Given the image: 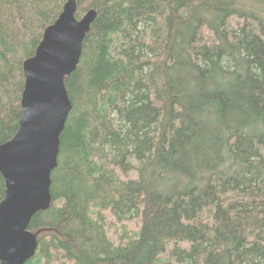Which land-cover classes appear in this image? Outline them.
Listing matches in <instances>:
<instances>
[{"label": "trees", "instance_id": "16d2710c", "mask_svg": "<svg viewBox=\"0 0 264 264\" xmlns=\"http://www.w3.org/2000/svg\"><path fill=\"white\" fill-rule=\"evenodd\" d=\"M66 1L0 0V144ZM77 3L97 15L25 264H264V0Z\"/></svg>", "mask_w": 264, "mask_h": 264}, {"label": "water", "instance_id": "95a60500", "mask_svg": "<svg viewBox=\"0 0 264 264\" xmlns=\"http://www.w3.org/2000/svg\"><path fill=\"white\" fill-rule=\"evenodd\" d=\"M77 8V0L66 1L35 54L23 64L19 129L0 144V172L6 182L0 202V264H25L35 255L38 233L29 226L52 203V174L73 107L65 78L80 64L84 39L97 15L90 9L77 19Z\"/></svg>", "mask_w": 264, "mask_h": 264}, {"label": "bare ground", "instance_id": "6f19581e", "mask_svg": "<svg viewBox=\"0 0 264 264\" xmlns=\"http://www.w3.org/2000/svg\"><path fill=\"white\" fill-rule=\"evenodd\" d=\"M91 29V28H90ZM228 166V165H227ZM223 179V178H222ZM194 186V185H193ZM238 188V187H237ZM72 264V263H71Z\"/></svg>", "mask_w": 264, "mask_h": 264}]
</instances>
